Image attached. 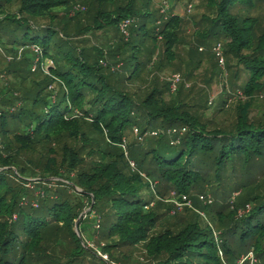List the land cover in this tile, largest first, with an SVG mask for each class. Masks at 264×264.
Masks as SVG:
<instances>
[{
    "label": "trees",
    "instance_id": "trees-1",
    "mask_svg": "<svg viewBox=\"0 0 264 264\" xmlns=\"http://www.w3.org/2000/svg\"><path fill=\"white\" fill-rule=\"evenodd\" d=\"M258 1L202 0L197 38L228 40L225 53L247 72L246 103L224 130L191 111L196 104L166 99L165 84L151 80L158 38L173 64L180 23L170 16L156 32L151 0H0V50L38 49L37 73L27 58L0 70V264H104L80 231L91 215L110 260L142 247L145 264H225L235 254L228 240L264 260V181L228 185L225 177L264 165V114L251 116L264 92V31L252 15ZM77 2L86 5L84 17L69 15ZM96 32L112 33L113 42L103 48L82 39ZM203 100L205 108L208 96ZM208 186L241 192L234 212L215 215L220 239L195 213L183 227L157 232L152 191L183 202Z\"/></svg>",
    "mask_w": 264,
    "mask_h": 264
},
{
    "label": "rangeland",
    "instance_id": "rangeland-1",
    "mask_svg": "<svg viewBox=\"0 0 264 264\" xmlns=\"http://www.w3.org/2000/svg\"><path fill=\"white\" fill-rule=\"evenodd\" d=\"M18 3L14 1L9 6V11L15 14L17 11ZM258 8L253 10L252 15L258 16L260 19L261 31H264V0L258 1ZM69 13L72 17H84L86 5L81 2L73 4ZM151 10L154 12L157 20H159L154 26L156 32L162 28L164 20L170 16L178 17L180 23L178 25V44L174 51V63H168L165 57L162 55L163 41H160L158 45L157 57L153 58L150 68L152 79L157 78V88H161L165 84L164 97L168 100H180L181 103L185 102L187 105L196 104V107H192L190 110L197 112L198 115L203 114V118L210 119V128L218 127L220 129H228L234 122V109L236 106H242L246 103V98L242 95V86L245 83L247 72L240 70L238 61L232 55L226 54L223 44L227 42L212 43L211 45L204 44L197 38V35L203 29V25L200 24V16L204 13L202 7V0H151ZM32 35V33H31ZM87 40L90 45L105 48L108 42H113V34L105 35L103 33H92L82 37ZM1 47V46H0ZM219 48V50H217ZM2 49V48H1ZM219 51V52H217ZM218 53V55H217ZM5 58V59H4ZM27 58L30 61L29 70L32 74L37 73L38 65L35 64V53L31 48L25 49L19 57V53L15 51L12 55H5L4 50H0V70L8 62L16 61L21 62L22 59ZM15 59V60H14ZM162 64L158 71H155L157 61ZM200 65L197 67V64ZM48 64V61H44V67ZM35 65L34 69L33 66ZM47 67V66H46ZM230 67V69H228ZM242 69V68H241ZM237 70L236 79H232L233 73ZM35 76V75H33ZM32 76V77H33ZM173 76H179V82L176 83L175 89L171 88V79ZM31 77V78H32ZM2 82H10L16 84L17 81L12 76L2 75ZM138 82L136 85H139ZM183 83L184 90L182 94H178V85ZM138 88V87H137ZM135 89V88H134ZM208 96V104L204 106V96ZM225 101L224 110L218 112L221 101ZM264 114V92L259 93L254 98V104L251 109V116L255 117ZM183 133V132H182ZM133 138V135L130 136ZM264 169V165L258 164V162L252 164L247 169H238L234 177L231 173L225 175L229 177L228 182L236 181L239 183L243 178L246 179H262L264 181V174H260V171ZM214 185V182H211ZM206 191L196 195V200L191 198L189 200H183L180 202L174 197H166L160 199L157 194L153 195L149 210L154 211L159 217L158 231L164 228H180L186 225L187 222L194 219V213L197 214L200 219L206 224H209L213 229L214 234L217 235V239H220L219 232L224 227L219 225L215 219L216 213L229 214L234 212L238 198L241 196L240 191H234L228 188L224 194L220 191H213L211 187H206ZM160 192L164 193L160 188ZM198 199V200H197ZM250 208V207H249ZM86 210L85 212H87ZM244 214V210L238 211V216ZM97 215H91L80 227L82 237L90 244L98 247L99 249L104 246V242L101 241V230L95 228L96 225H100ZM229 218L223 217V222H227ZM99 223V224H98ZM227 224H224V226ZM231 249L235 250V254L232 256V261L223 257L225 264H264V260H259L253 249L249 246H244L238 250V245L234 241H230ZM120 260L115 261L116 264H145L143 248H128L120 251Z\"/></svg>",
    "mask_w": 264,
    "mask_h": 264
},
{
    "label": "built area",
    "instance_id": "built-area-1",
    "mask_svg": "<svg viewBox=\"0 0 264 264\" xmlns=\"http://www.w3.org/2000/svg\"><path fill=\"white\" fill-rule=\"evenodd\" d=\"M32 49V51L35 53V55L38 53V49L35 48V47H30ZM25 50V48L23 47H20L18 48L16 51L19 53V57H20V54ZM219 50V48L217 49ZM219 52V51H217ZM218 54V53H217ZM36 57V56H35ZM38 62V57H36V60H35V64H37ZM35 65L33 66V69H34ZM46 65L45 67L43 66V69H46ZM42 69V68H41ZM179 82V76H173V78L171 79V88L172 90L175 89V86H176V83ZM186 200L185 197H183V200ZM95 228H99V225H96ZM84 243L86 244V246L88 248H90L102 261L104 264H116L115 262H113L112 260L109 259L108 255L102 253L100 251V249L92 244H90L89 242H87L85 239H84Z\"/></svg>",
    "mask_w": 264,
    "mask_h": 264
},
{
    "label": "water",
    "instance_id": "water-1",
    "mask_svg": "<svg viewBox=\"0 0 264 264\" xmlns=\"http://www.w3.org/2000/svg\"><path fill=\"white\" fill-rule=\"evenodd\" d=\"M79 220V219H78ZM78 220L76 221V223H75V229L77 228L76 226H77V222H78Z\"/></svg>",
    "mask_w": 264,
    "mask_h": 264
}]
</instances>
